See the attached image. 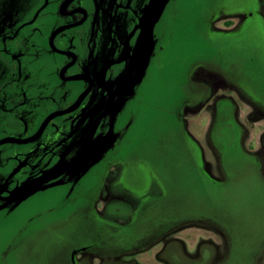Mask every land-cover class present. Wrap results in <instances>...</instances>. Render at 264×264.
Here are the masks:
<instances>
[{"label": "flooded vegetation", "instance_id": "1", "mask_svg": "<svg viewBox=\"0 0 264 264\" xmlns=\"http://www.w3.org/2000/svg\"><path fill=\"white\" fill-rule=\"evenodd\" d=\"M174 1L140 49L154 0H0V221L8 235L0 238V264H29L42 238L74 221L105 231L82 246L85 264H124L160 251L174 264L231 259L227 234L203 213L197 194L233 186L244 172L240 161L264 185V138L261 145L244 139L247 126L264 121V0H199L194 8L207 46L184 75L196 93L173 112L190 165L186 172L185 158L177 161L178 179L132 151L134 103L166 56L165 15ZM198 106L205 118L189 114ZM94 142L93 154L73 169ZM117 164L125 169L117 202L102 215V191ZM42 194L52 196L45 206L19 214Z\"/></svg>", "mask_w": 264, "mask_h": 264}, {"label": "rangeland", "instance_id": "2", "mask_svg": "<svg viewBox=\"0 0 264 264\" xmlns=\"http://www.w3.org/2000/svg\"><path fill=\"white\" fill-rule=\"evenodd\" d=\"M198 3L199 0H175L168 7L165 15L169 23L166 56L161 64L152 65L150 75L140 89L138 100L134 103L137 120L132 129V135L136 138L132 151L143 160L159 167L160 170L174 175L175 178L180 175L176 165L181 159L185 158L186 172L190 171V165L187 163L189 157L187 150L178 135L173 112L188 92L193 89V95L196 93L197 85L189 86L188 90L184 75L189 63L194 62L207 46V43L203 41V36L197 30L199 19L196 20L194 8L195 10L198 8ZM262 80L264 81V75ZM202 106L191 110L189 114L194 117L201 115L205 118L206 115L199 111ZM241 107L244 109L245 105L241 104ZM245 116L246 114L240 111V118H245ZM247 129L244 135L246 144L251 142L261 145L262 138H264V121L257 125L255 130H251L250 126H247ZM193 132L198 136L197 130ZM124 152H129V148H126ZM240 163L241 165L237 168L244 166V172L229 189L221 191L203 189L197 195H200L203 213L214 216L222 226L225 235L228 236L231 245V254L229 253L231 259L227 258L223 264H264V185L257 179L258 170L256 171L249 163L246 165L244 161ZM124 170L121 164L115 165L110 170L99 202L98 212L100 214H105V208L109 203L117 202L116 182L123 179ZM152 184L153 181L150 180V187ZM189 185L188 181L187 196L193 193ZM53 194L59 195L61 192ZM50 198H52L50 194L31 198L24 204L25 206H22L19 214L23 216L31 214L37 208L45 206ZM123 201L134 204L133 199L124 198ZM102 204L105 206L102 207ZM115 208L112 209L115 210ZM99 217L107 219L101 215ZM74 219L83 218L77 215ZM115 219L114 217L109 221L106 220L107 224H113ZM5 229V225L0 221V238L3 241L8 240ZM104 234L105 231L94 223L74 221L67 230H59L42 238L35 245L33 254L36 255L29 264H85V259H83L85 253L81 252L82 246L95 244ZM153 245L157 246V244ZM162 253L160 251L155 255L146 254L136 258H127L124 264H174L173 260H163L160 256ZM92 264L103 263L94 261ZM112 264H119V260Z\"/></svg>", "mask_w": 264, "mask_h": 264}, {"label": "water", "instance_id": "3", "mask_svg": "<svg viewBox=\"0 0 264 264\" xmlns=\"http://www.w3.org/2000/svg\"><path fill=\"white\" fill-rule=\"evenodd\" d=\"M167 3H168V0H154V2H153V6H152V7H153V9H152L153 14H152L151 19L149 20L148 25H147V31H146V33L143 34V36H142V38H141V40H140V42H139L140 49H141L143 46H145V45L147 46V45H148V43H149V35L151 34L152 28H153V26L155 25V23H156L158 17H159V16L161 15V13L164 11V9H165ZM96 145H97V144H95V142H94V143H92V145H90V146H88V147H85V148H86V149H85V153L82 154V151H81V152L78 154L77 158H76L74 161H72V163H71L72 168H73V169H76V168H78L81 164L84 163L83 161L86 162L87 157H88L89 155H92V154H93V151H92V150L95 149ZM83 155H84V157H83ZM83 159H84V160H83ZM79 160H80V161H79ZM85 164H86V163H85ZM64 167H65V165H64ZM89 167H90V166H89ZM89 167H87V165H85V171H86V169L88 170ZM80 168H81V166H80ZM36 189H37V188L29 189V191H35Z\"/></svg>", "mask_w": 264, "mask_h": 264}]
</instances>
